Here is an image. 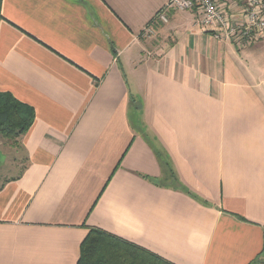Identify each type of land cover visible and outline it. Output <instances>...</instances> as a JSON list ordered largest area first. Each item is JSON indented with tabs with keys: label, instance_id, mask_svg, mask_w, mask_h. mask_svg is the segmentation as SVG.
Here are the masks:
<instances>
[{
	"label": "crops",
	"instance_id": "crops-1",
	"mask_svg": "<svg viewBox=\"0 0 264 264\" xmlns=\"http://www.w3.org/2000/svg\"><path fill=\"white\" fill-rule=\"evenodd\" d=\"M168 2L0 0V91L35 109L0 177V264H77L92 228L264 264V37L162 22Z\"/></svg>",
	"mask_w": 264,
	"mask_h": 264
},
{
	"label": "trees",
	"instance_id": "trees-1",
	"mask_svg": "<svg viewBox=\"0 0 264 264\" xmlns=\"http://www.w3.org/2000/svg\"><path fill=\"white\" fill-rule=\"evenodd\" d=\"M35 121L34 107L0 91V136L18 140ZM1 154V152H0ZM146 258L148 261L143 260ZM77 264H173L103 230L92 228Z\"/></svg>",
	"mask_w": 264,
	"mask_h": 264
},
{
	"label": "built area",
	"instance_id": "built-area-1",
	"mask_svg": "<svg viewBox=\"0 0 264 264\" xmlns=\"http://www.w3.org/2000/svg\"><path fill=\"white\" fill-rule=\"evenodd\" d=\"M195 9L199 13L197 24L216 37H233L238 42L264 37V0H169L157 18L166 23L170 10Z\"/></svg>",
	"mask_w": 264,
	"mask_h": 264
},
{
	"label": "rangeland",
	"instance_id": "rangeland-1",
	"mask_svg": "<svg viewBox=\"0 0 264 264\" xmlns=\"http://www.w3.org/2000/svg\"><path fill=\"white\" fill-rule=\"evenodd\" d=\"M155 32L146 30L145 35L153 38ZM18 140L7 139L0 136V177L4 175H13L18 173V167L23 162L24 156L19 148ZM12 167H11V166ZM15 166V167H14ZM9 169V171H7Z\"/></svg>",
	"mask_w": 264,
	"mask_h": 264
}]
</instances>
